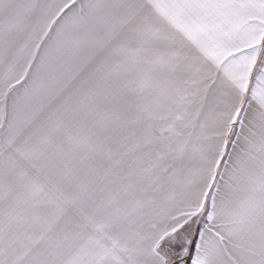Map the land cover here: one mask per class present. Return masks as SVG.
Segmentation results:
<instances>
[{"label":"snow or ice","instance_id":"1","mask_svg":"<svg viewBox=\"0 0 264 264\" xmlns=\"http://www.w3.org/2000/svg\"><path fill=\"white\" fill-rule=\"evenodd\" d=\"M0 264H264V0H0Z\"/></svg>","mask_w":264,"mask_h":264}]
</instances>
